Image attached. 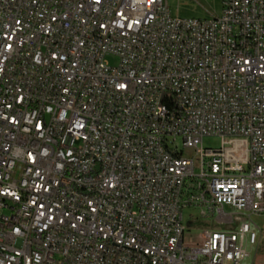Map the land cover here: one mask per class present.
Masks as SVG:
<instances>
[{
	"label": "built area",
	"instance_id": "1",
	"mask_svg": "<svg viewBox=\"0 0 264 264\" xmlns=\"http://www.w3.org/2000/svg\"><path fill=\"white\" fill-rule=\"evenodd\" d=\"M254 217L264 0H0V264H243Z\"/></svg>",
	"mask_w": 264,
	"mask_h": 264
},
{
	"label": "rangeland",
	"instance_id": "2",
	"mask_svg": "<svg viewBox=\"0 0 264 264\" xmlns=\"http://www.w3.org/2000/svg\"><path fill=\"white\" fill-rule=\"evenodd\" d=\"M170 11L174 17H180L183 19H209L213 16H220L222 11V0H169ZM119 59L114 56H109L107 62L110 66L115 67L119 65ZM222 146V141L219 138L207 137L203 140V147L206 149H219ZM229 210V208H227ZM198 212L185 211L184 223L187 226L192 221V228L186 232V237H191L196 240L201 234L209 228V225L205 223L200 217L194 221L190 218L191 215L198 217ZM253 222L263 229L264 233V218L254 217ZM239 226L237 222L235 228ZM258 236L260 237V231L256 229ZM249 257L243 262V264H264V241L260 246L245 247Z\"/></svg>",
	"mask_w": 264,
	"mask_h": 264
},
{
	"label": "bare ground",
	"instance_id": "3",
	"mask_svg": "<svg viewBox=\"0 0 264 264\" xmlns=\"http://www.w3.org/2000/svg\"><path fill=\"white\" fill-rule=\"evenodd\" d=\"M157 107H160V109H167V94H159V96H157Z\"/></svg>",
	"mask_w": 264,
	"mask_h": 264
}]
</instances>
